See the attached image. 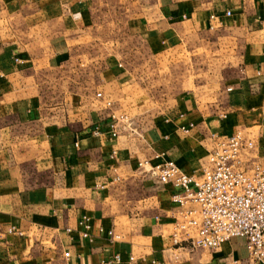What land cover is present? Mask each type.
Returning a JSON list of instances; mask_svg holds the SVG:
<instances>
[{"label":"crops","instance_id":"1","mask_svg":"<svg viewBox=\"0 0 264 264\" xmlns=\"http://www.w3.org/2000/svg\"><path fill=\"white\" fill-rule=\"evenodd\" d=\"M238 130L264 166V0H0V264H248L175 244L178 189L139 165L199 177Z\"/></svg>","mask_w":264,"mask_h":264},{"label":"built area","instance_id":"2","mask_svg":"<svg viewBox=\"0 0 264 264\" xmlns=\"http://www.w3.org/2000/svg\"><path fill=\"white\" fill-rule=\"evenodd\" d=\"M225 14L230 17L232 12L227 10ZM97 95L101 97V93ZM123 122L134 132L132 121L121 115L111 125L113 138L119 136ZM93 133L100 135V128ZM210 140L212 150L199 177L187 173L173 160L155 165L145 160L139 165L148 166L161 183L178 189L172 195V201L182 208L175 217V244L192 239L196 248L214 251L233 238H243L248 264H264V166L247 158L255 143L241 130L231 135L213 133ZM90 220L88 215L79 220L85 238H90ZM64 255L67 259L71 256L68 251ZM120 261L121 255L116 254L112 260L97 264ZM133 261L131 257L129 264Z\"/></svg>","mask_w":264,"mask_h":264},{"label":"rangeland","instance_id":"3","mask_svg":"<svg viewBox=\"0 0 264 264\" xmlns=\"http://www.w3.org/2000/svg\"><path fill=\"white\" fill-rule=\"evenodd\" d=\"M156 90L158 93H164L165 92V86L161 83H156Z\"/></svg>","mask_w":264,"mask_h":264}]
</instances>
